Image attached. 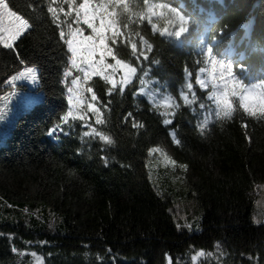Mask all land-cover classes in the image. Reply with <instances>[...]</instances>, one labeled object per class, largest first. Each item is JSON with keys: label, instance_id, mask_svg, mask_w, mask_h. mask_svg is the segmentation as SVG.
<instances>
[{"label": "trees", "instance_id": "obj_1", "mask_svg": "<svg viewBox=\"0 0 264 264\" xmlns=\"http://www.w3.org/2000/svg\"><path fill=\"white\" fill-rule=\"evenodd\" d=\"M5 1L31 27L12 48L0 43V93L10 75L35 64L42 94L0 142V201L7 209L18 204L26 212L51 211L59 221L54 227L0 221V264H28L23 250L39 253L46 264H264V221L252 220L255 187L264 181V116L257 103L250 106L257 115L249 116L237 97L231 98L232 117H217L208 98L212 81L205 89L196 83L200 69L211 67L209 56L232 68L243 85L264 81V0H158L162 10L187 17L179 35L176 24L165 28L170 18L145 17L144 3L152 0H91L94 6L107 2L105 11L113 14L108 18L123 33L109 46L137 72L123 92L117 85L111 94L101 76L84 80L104 121L96 124V115L88 126H80L77 116L64 121L71 80H81L83 72L71 68L60 32L67 39L70 27L83 28L85 35L89 29L82 18L76 22L75 11L58 13L59 27L48 12L49 6L67 12L69 3L78 8L83 0ZM152 22L158 23L155 30ZM200 78L208 79V72ZM151 85L174 106L152 103L146 94ZM181 92L189 100L194 92L195 102L186 104ZM204 118L208 126L201 132ZM93 127L113 143L85 136ZM161 146L182 163L187 190L152 183L148 154ZM179 195L201 209L198 231L177 227L169 207Z\"/></svg>", "mask_w": 264, "mask_h": 264}, {"label": "snow or ice", "instance_id": "obj_2", "mask_svg": "<svg viewBox=\"0 0 264 264\" xmlns=\"http://www.w3.org/2000/svg\"><path fill=\"white\" fill-rule=\"evenodd\" d=\"M117 4H119L120 0H115ZM106 5L100 4V5H93L91 0H83L82 3L79 4L78 8H73L72 4L69 3V10L67 12L64 11V9L61 7L59 10L57 8L48 7V12L53 17V22L57 23V26H60L59 21V14L60 12L64 13L65 16H69L72 14L73 11L76 13V22L79 23L81 18L83 19V23L87 25L88 29L91 30V35L84 36V29L83 28H76L71 29L69 28V31L67 33V39H64L65 32L61 30L60 36L61 39L64 40V43L67 46L68 52H70V56L68 57V60L71 64V68L73 69H79L80 71L84 72V79L85 81L91 79L92 76H101L105 81H107L111 87L108 89L109 94L113 90L117 88V85H119L120 92L124 91V87L131 82V77L134 76L137 72V69L133 67L130 63H126L123 60H120L116 57L113 47L109 46L108 41L111 40L112 44L115 45L117 43V37L122 36L123 33L117 29L116 24L117 21L112 18L108 19L109 16H112V13H107ZM125 7H127L125 5ZM151 11V9L149 10ZM97 19L99 20V24L96 23ZM5 22H7V26L5 25ZM29 21L26 20L23 16L17 15L16 12H13L9 5L5 2V0H0V43H3L4 47L12 48L14 46V42L21 37L26 30L30 28ZM153 29L155 30L156 26L152 25ZM111 32V35L108 36L107 33ZM179 35V33H177ZM149 50H151V45L147 43V41H142ZM131 50L132 54L135 56L137 53V47L135 43L131 44ZM99 51V65L100 68H97L95 64L93 63L94 57ZM140 56H144L145 59L147 57L144 55L143 52L139 54ZM111 57L115 64H106L105 63V57ZM78 59L80 60V63H78ZM81 63L87 64L89 68H91V72H89L87 69L81 67ZM208 63L211 66L210 69L201 68L200 72L197 74L196 83L199 85L201 89H205L208 87V84L210 81H212V89L213 91L208 93V98L210 100H213L216 105V112L215 115L217 117H223L225 119H230L233 114V106L231 102V98H239L240 107L243 108L249 116H256L257 113L253 110H251L250 105L252 103H257L260 106V115L264 116V92H261L259 95H256V93L251 89H241L240 82L235 80L233 77V69L227 66L226 64L212 58L209 56ZM109 68L112 69L113 72L117 68H121L123 70V76L116 80L111 75H105L103 68ZM208 72V79H201L200 74ZM227 73L228 81L231 82L232 86L229 88L228 81L224 80V74ZM20 77H31L35 79L36 76V69L32 67H27L23 72H21ZM64 75L67 77L71 75V70L65 71ZM219 76V79L217 77ZM13 79H16L14 77ZM80 77H74L71 80V84L73 86H79ZM141 84H143V81H141ZM187 89L191 92L193 89V85L191 83H188L186 85ZM74 91L73 87L68 88L69 92V101L71 102L73 99L72 93ZM87 91L92 92L93 90L91 88H88ZM140 92H144L143 87L140 88ZM181 96L186 104H192L195 102L196 97L195 93H192V99L189 100L188 94L181 92ZM92 99L96 100L97 97L95 93L93 92ZM171 98L166 97L165 98V106H174V105H168L167 101H169ZM200 108H204V104L199 105ZM90 110L97 113L96 116V124H102L104 121L100 118L99 115V109L95 108L92 105H89ZM167 115V113H165ZM72 116V112L68 113V116L64 117V121L67 122L68 117ZM129 116H131V113H129ZM2 119V117H0ZM80 119H84L83 116L80 117ZM163 123L165 125L171 126L173 124V121L171 119H164ZM136 126V125H134ZM208 126V119L204 118L203 121L199 124V130L203 132ZM59 128V126H57ZM55 129L50 130V134L54 132ZM96 135L99 137V139L106 144H112L113 140L110 136L104 134L103 132H98L94 127L91 129V132H85L84 135ZM171 136L174 139V141L179 144L180 140L176 139L177 133L173 129L171 131ZM159 149H152L151 151H158ZM107 162V160H105ZM172 163H175L172 161ZM178 228L181 227V225H177ZM184 227L191 228V225H184ZM111 251V250H109ZM199 255H204V253L201 251ZM193 260L196 259L195 256L192 257Z\"/></svg>", "mask_w": 264, "mask_h": 264}, {"label": "rangeland", "instance_id": "obj_3", "mask_svg": "<svg viewBox=\"0 0 264 264\" xmlns=\"http://www.w3.org/2000/svg\"><path fill=\"white\" fill-rule=\"evenodd\" d=\"M6 2V1H5ZM7 3V2H6ZM107 5V2L102 3ZM162 4H158L157 7L149 6V3H144V8L148 13L145 17L149 20L151 16L154 19H157V15L160 12H163L167 15H170L171 12L169 8L161 9ZM148 6V7H147ZM10 7V6H9ZM163 7V5H162ZM11 9V8H10ZM151 9V11H149ZM12 10V9H11ZM15 12L14 10H12ZM169 11V12H167ZM162 13V14H163ZM183 12H177L173 16L175 19L177 18L179 22H176L175 30L177 33L181 31V29L186 28V22L188 21L185 15H182ZM17 15H19L17 13ZM171 16V17H173ZM109 19V18H108ZM175 21V20H174ZM99 24V20L96 21ZM168 24V23H167ZM178 25V26H177ZM7 26V22L5 25ZM167 33V32H166ZM165 33V34H166ZM91 30L89 29L88 35H91ZM84 36H87L83 34ZM3 44V43H2ZM109 57H105L106 64H115V61H110ZM99 51H97L93 63L97 68H100L99 65ZM78 63L80 60L78 59ZM27 67H32L36 69V76L35 79L25 76L20 77V73L25 70ZM81 67L87 69L91 72V68L87 64L81 63ZM80 71L79 69H77ZM105 75H111L114 79L119 80L123 76V70L121 68H117L115 72L112 69L103 68ZM82 72V71H81ZM82 79L79 82V86H70L74 88L72 93L73 99L70 102L68 99L67 107L65 109L66 116H68L69 112H72V116H77L79 118L80 126H88L90 124L89 119H92L97 115V113L90 110L89 105L95 107V102L92 103L89 99L92 98L91 92L87 91L88 87L85 86V79H84V72L82 73ZM16 77V79H13ZM133 77V76H132ZM131 77V78H132ZM38 78V66L35 64H26L23 65L18 72L15 74L10 75L5 83L4 88L0 93V142L10 133V129L16 116L32 104L34 101L38 100L42 94V90L39 88ZM241 85V84H240ZM232 85L229 84V88ZM242 88V87H241ZM243 89H251L253 90L256 95H259L261 92H264V81L254 82L251 85L245 86ZM147 96L148 99L155 104H160L165 106V98L168 95L158 89V87H153L147 89ZM69 97V92H68ZM168 105H172L173 102L171 99L167 101ZM256 103H252L250 106L255 105ZM166 107V106H165ZM169 107V106H167ZM91 114V117L89 116ZM65 116V117H66ZM83 116L84 119H80ZM68 117V118H69ZM152 149H159L158 151H151ZM174 161L175 163H172ZM183 165L181 162L176 160L171 153L167 150L166 147H153L149 150L148 154V172L149 177L154 185H159L160 182L165 181L168 184H171L175 190L187 188L182 183V175H180L181 170H183ZM169 210L172 213V217L176 223V225H181L180 228L186 229L188 231H198L199 230V221L201 219V209L199 208L198 204L194 201V199L190 197H181L179 195L178 198L174 201V203L169 207ZM31 219V220H30ZM22 220L26 223H32L33 220H36L38 224L48 225V227H54L58 224V217L55 216L51 211L44 210L43 213L40 210H37V207L31 208V210H21L17 204V208H5L4 202L0 201V221H17ZM30 220V221H29ZM252 220L255 223H260L264 221V181L259 182L255 187V197H254V205H253V212H252ZM184 225H191V228L184 227ZM23 254L29 255V263L28 264H46L44 262L43 257L33 251V250H23ZM195 260L190 259L192 262H196L197 256Z\"/></svg>", "mask_w": 264, "mask_h": 264}, {"label": "bare ground", "instance_id": "obj_4", "mask_svg": "<svg viewBox=\"0 0 264 264\" xmlns=\"http://www.w3.org/2000/svg\"><path fill=\"white\" fill-rule=\"evenodd\" d=\"M147 3H149V6L151 7V5H152V7H154L155 5V7H157V5L158 4H160V2L158 1V0H152V1H146ZM148 7V6H147ZM161 7V9L163 8L162 7V5L160 6ZM170 12H171V14H170V16H173L175 13H177V9H174V10H172V9H170ZM163 12H160L156 17H157V19H158V21H162V20H164L165 18H170V21H169V23L166 25V27L165 28H168V29H170V28H173V24H176V22H179V20L176 18L175 19V17L173 16V17H168V15L167 14H165V13H163ZM182 15H184V13L182 14ZM175 20V21H174ZM152 24L153 25H155L156 27H157V25H158V23L157 22H152Z\"/></svg>", "mask_w": 264, "mask_h": 264}]
</instances>
